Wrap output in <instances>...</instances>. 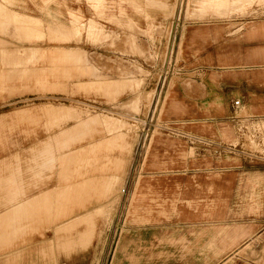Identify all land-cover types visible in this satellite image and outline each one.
Instances as JSON below:
<instances>
[{"label": "rangeland", "instance_id": "374dc122", "mask_svg": "<svg viewBox=\"0 0 264 264\" xmlns=\"http://www.w3.org/2000/svg\"><path fill=\"white\" fill-rule=\"evenodd\" d=\"M210 3L220 13L200 14L194 0H0V115H17L0 124V146L13 122L51 133L92 116L129 144L67 156L74 180L114 173L95 169L104 155L123 160L91 243L61 250L86 224L54 240L42 224L18 264H264V0ZM10 11L38 19L29 31ZM74 21L69 42L47 33ZM24 47L43 50L27 58ZM53 47L82 58L52 66ZM32 69L59 87L37 85ZM98 129L90 140L108 137Z\"/></svg>", "mask_w": 264, "mask_h": 264}, {"label": "crops", "instance_id": "0c3cea01", "mask_svg": "<svg viewBox=\"0 0 264 264\" xmlns=\"http://www.w3.org/2000/svg\"><path fill=\"white\" fill-rule=\"evenodd\" d=\"M227 1L231 7L234 6L236 9L238 8L235 5L243 6L252 2V0ZM194 4L200 14H205L208 11L220 13L213 6H210V0H194ZM10 12L27 18L29 20V31L31 30V20L38 19L15 11ZM73 26H75V21L70 26L63 24L49 26L47 27V33H51L54 36L52 38L56 37L54 33H66V38L69 39L67 42H69L73 40V32L76 31ZM62 37L64 38L65 36ZM2 43L0 40V44ZM24 49L29 53L27 58L31 57L33 51L37 49L43 50L39 47H24ZM52 49H55V51L48 57V62L52 66L56 63L54 59H57V57L63 58L68 55L66 58L67 62H74L75 58H82V54L77 50L60 47H53ZM52 66L49 69L50 71L53 70ZM31 72L34 73L36 84L41 87H49V91H55L60 85L59 82L50 83L46 72H38L37 69H32ZM42 110L47 114L50 106H46ZM255 110L258 112L260 109ZM6 115L5 113L0 115V124L4 122L8 124L9 121L16 119L17 116L14 114L9 119V117H5ZM49 116L57 122L66 121L57 119L52 114ZM92 117L71 119L76 120L74 125L66 126L51 133L37 131L32 128L33 126H19L13 122L12 127L19 129L16 130L17 133L13 136L7 133L3 134L2 145L0 146V257L8 258L6 260L2 258L1 260L8 264H14L10 261L15 259L17 261L15 264H18V256L29 254L27 253L30 246L28 241L36 239L35 231L43 227L44 224L49 226V229L45 231L49 240L66 239V236H57L55 232H62L67 224L69 228H74L80 223L86 224V229L84 230L83 226L77 228L75 231L77 235L74 240L68 239L58 243L57 246L61 250L68 251L75 247L86 248L91 243L95 233L94 217L105 212L102 207H99L98 198L102 199L113 183H117L120 180L116 172L121 170L123 160L115 157V161H112L107 155H104L105 161L103 160L102 163L97 162L98 167L95 169L104 174L107 173L105 171L113 168L110 164L116 165L117 168L114 167L115 172H112L109 177L87 175L86 178L76 179L75 177L74 180L71 179V176L70 180L68 167L72 158L67 156L74 153L76 155L77 153V156H79L75 158V161H83V158L80 160L79 158H81V154L85 153V149H88V147L93 150H104L105 152L113 149H118L122 152L128 149L129 145L125 139V133L108 132L105 121L96 119L94 118L95 116ZM100 125L104 126V130L109 133L108 137L99 141L95 136L94 141L90 140L89 138L92 139L96 133L100 132L98 129ZM67 128L69 129L67 130ZM93 166L95 167L96 165L94 164ZM97 183L98 185H96ZM135 189L136 200L137 190L139 189L137 185ZM89 192L91 193V199L86 200ZM132 200L134 201V198ZM22 206L25 207L23 208ZM44 207L46 208L43 209ZM85 208L90 210L83 212ZM18 209L21 211L19 212ZM14 211H17L15 212L17 213L16 215ZM47 213L48 217L45 218L44 216ZM69 220L71 221L69 222ZM20 241H23V243ZM24 241H27V243ZM41 252L46 254L44 250ZM48 253L52 255L51 247ZM0 264L3 263L0 262Z\"/></svg>", "mask_w": 264, "mask_h": 264}, {"label": "bare ground", "instance_id": "6f19581e", "mask_svg": "<svg viewBox=\"0 0 264 264\" xmlns=\"http://www.w3.org/2000/svg\"><path fill=\"white\" fill-rule=\"evenodd\" d=\"M61 53H64V52H61ZM64 54H65V53H64ZM67 56H68V55H66V56L63 57L62 59H66ZM57 58H58V57H57ZM59 58H60V57H59ZM59 58H58V59H59ZM60 59H61V58H60ZM60 59H59V60H60ZM238 113H239V111H238ZM261 121H262V120H261ZM238 131H239V130H238ZM241 135H242V134H241ZM249 138H250V137H249ZM250 141H251V140H250ZM250 141H248V142H250ZM252 143H253V142H252ZM250 144H251V143H250ZM248 145H249V144H248ZM246 146H247V145H246ZM254 146H255V145H254ZM254 146H253V147H254ZM257 146H258V145H257ZM248 147H249V146H248ZM253 147H252L251 149H253ZM255 149L257 150L256 147H255ZM130 194H131V193H130ZM37 199H39V198H37ZM36 203H37V202H36ZM22 207H23V206H22ZM22 207H21V208H22ZM24 207H25V206H24ZM24 207H23V208H24ZM18 210H19V209H18ZM22 210H24V209H22ZM20 211H21V210H19V212H20ZM15 212H17V211H14V213H15ZM14 213H13V214H14ZM16 214H17V213H15V215H16ZM85 229H86V228H85ZM90 231H91V230H90Z\"/></svg>", "mask_w": 264, "mask_h": 264}, {"label": "built area", "instance_id": "2783aa9c", "mask_svg": "<svg viewBox=\"0 0 264 264\" xmlns=\"http://www.w3.org/2000/svg\"><path fill=\"white\" fill-rule=\"evenodd\" d=\"M240 101L239 100H235V101H233L232 102V107H233V109H238L239 107H240Z\"/></svg>", "mask_w": 264, "mask_h": 264}]
</instances>
